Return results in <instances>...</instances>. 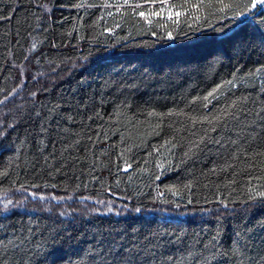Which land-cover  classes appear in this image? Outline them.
<instances>
[{"label": "trees", "instance_id": "1", "mask_svg": "<svg viewBox=\"0 0 264 264\" xmlns=\"http://www.w3.org/2000/svg\"><path fill=\"white\" fill-rule=\"evenodd\" d=\"M253 2L0 0V264H264Z\"/></svg>", "mask_w": 264, "mask_h": 264}, {"label": "rangeland", "instance_id": "2", "mask_svg": "<svg viewBox=\"0 0 264 264\" xmlns=\"http://www.w3.org/2000/svg\"><path fill=\"white\" fill-rule=\"evenodd\" d=\"M34 194V195H33ZM43 197V199H41ZM11 201V203H9ZM57 201H62L63 200L60 198L58 195L54 194H48L45 191L41 190H21V191H16L15 193L8 194V195H0V207L1 205L7 207H2V208H20L21 210L22 207L29 206L31 204H38V203H43L42 205L48 206L49 202H57ZM49 207V206H48ZM197 214L196 218H200ZM190 216H193L190 214Z\"/></svg>", "mask_w": 264, "mask_h": 264}, {"label": "snow or ice", "instance_id": "3", "mask_svg": "<svg viewBox=\"0 0 264 264\" xmlns=\"http://www.w3.org/2000/svg\"><path fill=\"white\" fill-rule=\"evenodd\" d=\"M125 3H127V0H125ZM219 3L223 5V8H230V7H232L231 4H224V3H223V0H219ZM257 4H259V5H264V0H254L252 6L255 7ZM201 6H202V4H201V5H191V7H193V8H199V7H201ZM173 7H181V6H180V5H176V6H173ZM223 8H222L221 10H223ZM171 14H172V13H171V9H169V15H171ZM181 14H182L181 12H176V13H175V15H176L177 17L180 16ZM140 15L143 16V15H144V12H140ZM209 95L211 96L212 93H209ZM205 99H207V97H205ZM215 119H216V120H219L220 117H216ZM215 130H216V129L213 128V131H215ZM127 167H128V166H126L125 170H127ZM33 195H34V194H33ZM260 195H261L262 197H264V193H260ZM41 199H43V197H41ZM9 203H11V201H9ZM189 203H191V201H189ZM5 207H7V205H5ZM136 211H137V212H140L141 209H140V208H137Z\"/></svg>", "mask_w": 264, "mask_h": 264}]
</instances>
